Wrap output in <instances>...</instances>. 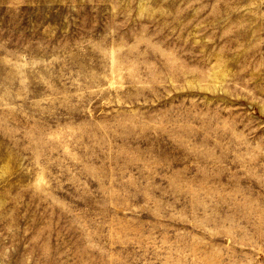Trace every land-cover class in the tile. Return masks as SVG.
<instances>
[{"label":"rangeland","instance_id":"obj_1","mask_svg":"<svg viewBox=\"0 0 264 264\" xmlns=\"http://www.w3.org/2000/svg\"><path fill=\"white\" fill-rule=\"evenodd\" d=\"M0 264H264V0H0Z\"/></svg>","mask_w":264,"mask_h":264}]
</instances>
